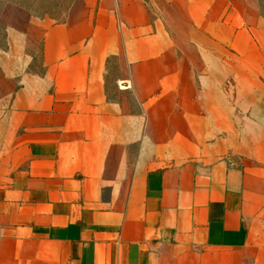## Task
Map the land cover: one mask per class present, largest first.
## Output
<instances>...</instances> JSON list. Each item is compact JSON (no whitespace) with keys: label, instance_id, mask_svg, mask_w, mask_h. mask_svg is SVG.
Returning a JSON list of instances; mask_svg holds the SVG:
<instances>
[{"label":"crops","instance_id":"crops-1","mask_svg":"<svg viewBox=\"0 0 264 264\" xmlns=\"http://www.w3.org/2000/svg\"><path fill=\"white\" fill-rule=\"evenodd\" d=\"M34 27L43 77L0 64V264H264L261 0Z\"/></svg>","mask_w":264,"mask_h":264},{"label":"rangeland","instance_id":"rangeland-1","mask_svg":"<svg viewBox=\"0 0 264 264\" xmlns=\"http://www.w3.org/2000/svg\"><path fill=\"white\" fill-rule=\"evenodd\" d=\"M97 0H0V64H10L17 60L18 64H26L27 73L31 77L40 78L44 75L43 41L37 31V23L46 19L51 23L60 24L66 21L71 8L76 5H93ZM99 1V0H98ZM264 13V0H261ZM116 5V10H117ZM93 16L96 15V8ZM152 12L159 10L150 4ZM118 13V12H117ZM7 20V21H3ZM10 40L15 56L7 55L10 51ZM216 58V56H213ZM112 64L116 69V60ZM20 72V67H19ZM116 70L113 77L116 79ZM20 77V76H19Z\"/></svg>","mask_w":264,"mask_h":264}]
</instances>
